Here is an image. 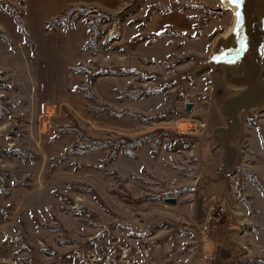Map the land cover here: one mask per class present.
I'll use <instances>...</instances> for the list:
<instances>
[{
  "label": "rangeland",
  "instance_id": "1",
  "mask_svg": "<svg viewBox=\"0 0 264 264\" xmlns=\"http://www.w3.org/2000/svg\"><path fill=\"white\" fill-rule=\"evenodd\" d=\"M231 19L220 0H0V264L210 245L208 264H264V109L230 104Z\"/></svg>",
  "mask_w": 264,
  "mask_h": 264
},
{
  "label": "water",
  "instance_id": "2",
  "mask_svg": "<svg viewBox=\"0 0 264 264\" xmlns=\"http://www.w3.org/2000/svg\"><path fill=\"white\" fill-rule=\"evenodd\" d=\"M232 7V19L225 37L215 42L222 78L238 93L229 99L242 102L245 107L264 109V0H223ZM240 12L239 21L236 12ZM191 102H184L183 111L189 112ZM163 203L174 205V198H163Z\"/></svg>",
  "mask_w": 264,
  "mask_h": 264
},
{
  "label": "built area",
  "instance_id": "3",
  "mask_svg": "<svg viewBox=\"0 0 264 264\" xmlns=\"http://www.w3.org/2000/svg\"><path fill=\"white\" fill-rule=\"evenodd\" d=\"M222 211L223 207L218 203L211 204L206 208V213L214 216H219Z\"/></svg>",
  "mask_w": 264,
  "mask_h": 264
},
{
  "label": "crops",
  "instance_id": "4",
  "mask_svg": "<svg viewBox=\"0 0 264 264\" xmlns=\"http://www.w3.org/2000/svg\"><path fill=\"white\" fill-rule=\"evenodd\" d=\"M205 249H206V250L203 251V252H205V259H204L205 262L203 261L202 263H196V264H208V263H206V259H207L206 257L209 256V254L211 253V252H210L211 250H212V251L214 250V246H211V245H210V247H209V246H206ZM199 261H201V260H199ZM199 261H198V262H199Z\"/></svg>",
  "mask_w": 264,
  "mask_h": 264
},
{
  "label": "trees",
  "instance_id": "5",
  "mask_svg": "<svg viewBox=\"0 0 264 264\" xmlns=\"http://www.w3.org/2000/svg\"><path fill=\"white\" fill-rule=\"evenodd\" d=\"M227 251L228 250H226L225 248L224 249H219L218 253H216L217 254L216 257L221 258V259L226 257L227 256ZM211 264H213V262Z\"/></svg>",
  "mask_w": 264,
  "mask_h": 264
},
{
  "label": "bare ground",
  "instance_id": "6",
  "mask_svg": "<svg viewBox=\"0 0 264 264\" xmlns=\"http://www.w3.org/2000/svg\"><path fill=\"white\" fill-rule=\"evenodd\" d=\"M221 1V4H222V6H224L225 8H228V9H230L231 11H233V8L232 7H228L226 4H225V2L223 1V0H220ZM228 30H229V28L221 35V37H225L226 36V34H227V32H228ZM234 88V87H233ZM230 110V109H229Z\"/></svg>",
  "mask_w": 264,
  "mask_h": 264
},
{
  "label": "snow or ice",
  "instance_id": "7",
  "mask_svg": "<svg viewBox=\"0 0 264 264\" xmlns=\"http://www.w3.org/2000/svg\"><path fill=\"white\" fill-rule=\"evenodd\" d=\"M231 2L238 5L239 0H231ZM236 16H237V20L239 21V18H240V12L239 11L236 12Z\"/></svg>",
  "mask_w": 264,
  "mask_h": 264
}]
</instances>
